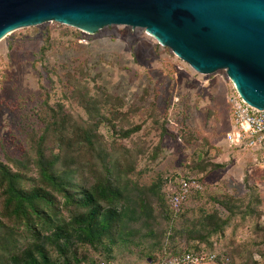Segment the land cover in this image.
Returning a JSON list of instances; mask_svg holds the SVG:
<instances>
[{
	"label": "trees",
	"instance_id": "16d2710c",
	"mask_svg": "<svg viewBox=\"0 0 264 264\" xmlns=\"http://www.w3.org/2000/svg\"><path fill=\"white\" fill-rule=\"evenodd\" d=\"M62 34L65 45L82 36L73 27ZM44 39L42 55L52 46L49 31ZM88 76L81 67L69 73L63 101L51 103L45 93L36 110L43 127L29 135L21 158L0 160V264H119L136 249L141 264L184 252L216 255L204 264H264V252L262 262L251 254L264 245V202L256 189L250 187L247 202L194 191L187 208L175 213L169 184L176 179L160 177L149 186L134 179L145 152L127 145L143 129L133 122L137 112L124 111L122 99L100 86L92 90ZM156 128L161 137L172 135L167 122ZM180 135L188 138L185 128ZM161 150L158 145L153 160ZM193 168L206 189V178L224 165L201 159ZM248 226L251 233L240 242Z\"/></svg>",
	"mask_w": 264,
	"mask_h": 264
},
{
	"label": "rangeland",
	"instance_id": "374dc122",
	"mask_svg": "<svg viewBox=\"0 0 264 264\" xmlns=\"http://www.w3.org/2000/svg\"><path fill=\"white\" fill-rule=\"evenodd\" d=\"M58 24L21 29L0 41L1 161L10 163L9 158L22 157L29 135L43 127L36 115L43 96L48 93L51 103L63 101L67 75L81 67L89 75L92 90L100 86L122 99L124 111L137 112L133 122L142 124L143 129L127 145L134 152L145 151L138 157L134 176L141 185L149 186L160 177H198L193 167L202 159L224 165L206 178L204 191L247 202L250 187H254L264 202V159L227 142L226 135L233 127L229 99L235 87L226 71L197 73L145 29L113 25L95 34L79 30L82 36L65 45L62 29L70 26ZM32 28L40 31L35 34ZM48 31L52 46L42 55ZM164 122L173 136L161 137L156 127ZM183 128L188 138L180 135ZM158 145L162 150L155 161L152 156ZM188 205L189 201L185 208ZM260 209L264 213V203ZM218 210L223 218L229 216L222 206L218 205ZM250 233L251 226L245 227L239 241ZM137 251L119 263H144ZM263 252L264 245L251 250L253 258L261 262Z\"/></svg>",
	"mask_w": 264,
	"mask_h": 264
},
{
	"label": "water",
	"instance_id": "95a60500",
	"mask_svg": "<svg viewBox=\"0 0 264 264\" xmlns=\"http://www.w3.org/2000/svg\"><path fill=\"white\" fill-rule=\"evenodd\" d=\"M45 23L90 34L145 29L197 73L226 71L242 98L264 110V0H0V41Z\"/></svg>",
	"mask_w": 264,
	"mask_h": 264
},
{
	"label": "built area",
	"instance_id": "2783aa9c",
	"mask_svg": "<svg viewBox=\"0 0 264 264\" xmlns=\"http://www.w3.org/2000/svg\"><path fill=\"white\" fill-rule=\"evenodd\" d=\"M234 90V94L229 99L233 129L226 135L227 142L232 147L257 153L264 159V110L260 111L250 106L235 88ZM194 191L204 192V187L199 184L196 176H180L171 182L169 184V202L172 210L175 213L181 212ZM215 260L216 255H196L184 252L159 264H204ZM227 261V258L223 259V262ZM86 264L105 263L89 262Z\"/></svg>",
	"mask_w": 264,
	"mask_h": 264
},
{
	"label": "crops",
	"instance_id": "0c3cea01",
	"mask_svg": "<svg viewBox=\"0 0 264 264\" xmlns=\"http://www.w3.org/2000/svg\"><path fill=\"white\" fill-rule=\"evenodd\" d=\"M232 129H233V127H232ZM121 264V263H120Z\"/></svg>",
	"mask_w": 264,
	"mask_h": 264
}]
</instances>
